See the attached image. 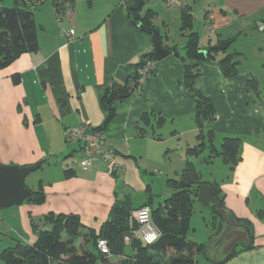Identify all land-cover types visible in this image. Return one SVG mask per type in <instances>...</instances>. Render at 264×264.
<instances>
[{
	"label": "crops",
	"instance_id": "1",
	"mask_svg": "<svg viewBox=\"0 0 264 264\" xmlns=\"http://www.w3.org/2000/svg\"><path fill=\"white\" fill-rule=\"evenodd\" d=\"M132 2L73 0V6L62 13L56 12L53 3L45 14H41L42 8L38 18L34 15L36 52L23 53L0 69V166L22 168L45 160L39 170L56 158L63 159L53 177L48 169L43 178L31 180L30 186L26 179L32 172L24 180L30 193L41 186L45 197L42 204L12 206L17 207L18 221L24 235L29 236L24 244L36 241L31 222L45 215L76 216L84 228L97 232L116 201L129 200L134 211L146 204L148 190L153 199L162 200L161 194L152 192L150 180L155 174L166 183L173 179L172 174L182 177L186 162L194 167L191 158L207 166L220 159L225 173L221 179H205L194 169L203 182L218 184L225 214L249 231L232 227L223 236V223L216 235L214 227L219 219L212 218L206 264H264V95L251 73L243 72L241 51L229 52L231 45L253 31H264V0H186L185 5L192 18L191 32L197 33L201 50L229 42L225 53L240 55L237 75H221L215 63L226 55L221 51L215 62L199 61L200 75L195 80V88L215 110V120L206 127L215 134L214 148L219 151L224 138L241 140L240 161L232 170L218 156L206 162L209 150L198 157L186 155V150L199 142L195 102L184 87V66L196 62L184 59L189 31H180L181 11L165 7L161 0L150 1L148 10L155 13L152 27L159 31L163 47L175 51L156 61L153 76L139 90H131L128 98L113 105L115 116L103 131L106 145L116 152L122 170L114 176L108 174L100 158H95L87 170L77 167L81 148L66 140V130L84 124L99 127L106 116L101 105L105 89L112 80L121 88H131L135 64L153 49L151 36L132 23L128 14ZM175 26L173 37L170 27ZM69 30L74 31L72 36ZM253 79L257 92L249 85ZM174 160L182 164L175 170L170 168ZM66 171L72 173L70 177ZM134 193L142 194L135 197V205ZM165 193L172 195L167 185ZM5 217L12 220L6 213ZM249 242L250 248L228 258L236 245Z\"/></svg>",
	"mask_w": 264,
	"mask_h": 264
},
{
	"label": "trees",
	"instance_id": "2",
	"mask_svg": "<svg viewBox=\"0 0 264 264\" xmlns=\"http://www.w3.org/2000/svg\"><path fill=\"white\" fill-rule=\"evenodd\" d=\"M144 1L146 3V0ZM43 2L44 0H15L14 8H3L0 4V69L9 65L23 53L36 52L38 44L34 10L36 4ZM52 3L57 13H62L66 7L73 6V0H54ZM141 11L142 8L137 12L128 11L132 23L152 27L155 13L147 10L141 16ZM180 11V31H189L184 48V59L196 62L184 66V87L195 102L194 120L198 129L199 142L196 147L186 150V155L198 157L209 150L210 156L206 162H209L213 156H218L232 170L240 161L241 140L224 138L219 151L212 144L215 134L211 130H206V127L215 120V110L212 102L195 88V80L200 75L199 38L196 32H191L192 18L188 9L184 7ZM164 48L175 51L173 48L165 46ZM205 51L207 62H215V56L221 53L217 45L210 46ZM226 51L222 52L226 55L215 63L221 75L230 78L238 74L240 55L227 54ZM146 59L156 62L153 52L149 51L140 57L139 62L135 64L136 69L141 67ZM136 81L137 76L135 75L130 82L132 91L136 90ZM249 85L257 92V83L254 79L249 82ZM118 88L121 86L112 80L105 89L101 105L106 116L95 130L103 132L114 118L113 105L121 100L116 94ZM145 119L144 116L143 120ZM116 173L111 175L114 176ZM71 174L70 171H66V177H70ZM166 185L172 191L169 198L156 207H152L153 197L148 190L147 202L142 206L149 208L151 221L160 232L159 239L152 245L143 244L133 234L138 228L137 222L132 219V213L135 210L132 211L129 200H119L113 204L107 221L97 232L84 228L76 216L48 214L37 222L32 221L31 228L37 235V240L31 245L19 243L13 248H7L2 254V264H198L195 257L200 254L205 256L206 247L187 237L192 204L197 201L199 188L207 185L211 189L212 196L224 211L221 190L215 182H203L190 162H186L185 172L179 180L168 179ZM44 200V193L40 186L37 191L30 193L24 203L40 205ZM206 206L210 208L212 218L219 219V224L215 227L213 225L217 235L224 227V219L218 214L213 204ZM235 221L242 222L237 219ZM242 223L248 225L246 222ZM125 238L129 241L125 242ZM99 239L106 241L109 255L98 251L96 243ZM79 240L80 243L77 246ZM251 246V242L236 245L228 258ZM113 258H118V260L114 261Z\"/></svg>",
	"mask_w": 264,
	"mask_h": 264
},
{
	"label": "rangeland",
	"instance_id": "3",
	"mask_svg": "<svg viewBox=\"0 0 264 264\" xmlns=\"http://www.w3.org/2000/svg\"><path fill=\"white\" fill-rule=\"evenodd\" d=\"M149 0L146 2L142 10H148L151 8ZM153 1V0H152ZM1 7L3 8H14L15 7V0H0ZM52 4V0H44V2L38 5L36 4V9L34 10L35 17L38 18V11L42 10L41 14H45L50 10ZM48 9V10H47ZM39 11V12H40ZM196 29V27H195ZM199 29V28H197ZM177 28L170 27V31L173 34H176ZM197 31H200L197 30ZM200 45H204L203 42L200 43ZM239 50L242 53V57L240 59L242 70L243 72L247 71L251 73V76H253L257 81L259 85V90L261 92V95H264V31H253L250 36H248L245 40H240L236 44H233L229 48V52L234 50ZM217 147L219 146V143L216 142ZM193 162L194 167L197 171L201 172L203 177L205 179H221L225 175L224 173V165L221 162L220 159H216L214 161V165H202L201 163H197L194 159H189ZM63 159L62 157L56 158L49 165H45L42 169H39L35 172H32L30 175H28L26 179V183L30 186V181L33 180V182L40 178H43V176L46 174L44 170H50L49 174L51 177L54 176L57 171L59 170V167L62 163ZM182 164L178 165L177 160L172 162V166H170L171 169L175 170L178 169ZM185 165V160L183 162V166ZM54 170V172H53ZM171 178L175 180H179V175L175 176L172 174L170 176ZM165 178L161 177L160 175L155 174L150 180V184L152 186V192L155 194H161L162 200L166 197L168 198L170 194H164V189L166 186ZM163 193V194H162ZM142 194L134 193L133 195V202L134 205L137 204L136 198L137 196L140 197ZM159 197H154L152 207H156L159 202H161ZM195 204V205H194ZM14 208V209H13ZM17 207H9L5 209L0 210V264H2V254L7 248H13L17 244H24L29 240V236L24 235V230L22 224L18 221V215L16 213ZM5 213L8 214V219L5 217ZM36 222V221H35ZM212 215L210 214V209L207 208L202 203H199L197 201H194L192 204L191 209V217H190V224H189V232L187 234V237L189 240L203 244L206 247L207 252L210 250V241H209V235L212 234L213 230V223H212ZM34 238L37 240V235L34 233ZM205 256L203 254L197 255L195 257V260L198 262V264H206Z\"/></svg>",
	"mask_w": 264,
	"mask_h": 264
},
{
	"label": "built area",
	"instance_id": "4",
	"mask_svg": "<svg viewBox=\"0 0 264 264\" xmlns=\"http://www.w3.org/2000/svg\"><path fill=\"white\" fill-rule=\"evenodd\" d=\"M165 7L169 9H182L186 5V0H161ZM69 36L74 34L69 30ZM156 62L146 59L141 67L136 69V90L140 89L141 84L146 82L154 73ZM65 138L68 142L78 143L81 148V156L78 159L77 167L87 170L95 158H100L106 165L108 174H113L122 170V166L117 161V154L108 148L103 132L97 131L88 125L73 127L66 130ZM132 219L137 222L138 228L134 235L145 245L154 244L160 237V232L151 221L150 210L142 207L132 213ZM125 238V242H128ZM96 247L101 254L109 255V249L105 240H97Z\"/></svg>",
	"mask_w": 264,
	"mask_h": 264
},
{
	"label": "water",
	"instance_id": "5",
	"mask_svg": "<svg viewBox=\"0 0 264 264\" xmlns=\"http://www.w3.org/2000/svg\"><path fill=\"white\" fill-rule=\"evenodd\" d=\"M144 4V0H133L132 4L129 6V10L131 12H137ZM138 28L151 36L153 40L152 52L156 61L164 59L169 54V50L163 47L159 31L153 27H145L142 24H138ZM217 47L220 51H225L229 47V42H220ZM198 59L200 62L207 61V53L205 50H200L198 52ZM130 93V87L118 88L116 91L117 97L120 99L128 98ZM44 162L45 160L32 166L22 168L17 166H0V210L21 205L24 202L30 195L29 190L24 186V180L28 174L36 171ZM197 202L206 205L213 204L216 207V211L224 219L225 229L222 233L223 236L232 227L242 228L247 232L249 231L246 226L235 223L232 218L225 214L218 201L212 196L209 186L203 185L199 188Z\"/></svg>",
	"mask_w": 264,
	"mask_h": 264
}]
</instances>
